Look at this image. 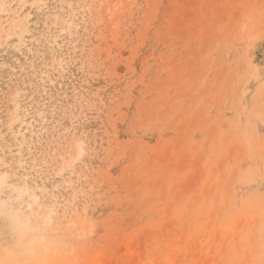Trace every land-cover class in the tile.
Here are the masks:
<instances>
[{
    "label": "rangeland",
    "instance_id": "374dc122",
    "mask_svg": "<svg viewBox=\"0 0 264 264\" xmlns=\"http://www.w3.org/2000/svg\"><path fill=\"white\" fill-rule=\"evenodd\" d=\"M0 264H264V0H0Z\"/></svg>",
    "mask_w": 264,
    "mask_h": 264
}]
</instances>
